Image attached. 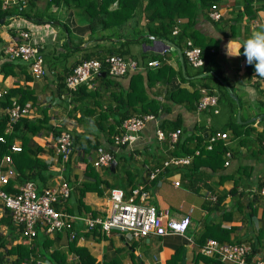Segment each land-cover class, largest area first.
<instances>
[{
    "label": "crops",
    "instance_id": "0c3cea01",
    "mask_svg": "<svg viewBox=\"0 0 264 264\" xmlns=\"http://www.w3.org/2000/svg\"><path fill=\"white\" fill-rule=\"evenodd\" d=\"M263 2L252 0L249 14L243 10L239 0H217L216 6L221 10L219 19L209 18L205 9V12L197 14L191 22V30L188 28L189 31L197 32L208 43L207 50L213 52L214 68L224 78V86L217 77L209 78L205 75L204 64L199 67L185 61L183 64L182 55L180 54L179 59L176 48L179 47L181 53L184 37L179 46L169 40L172 43L169 47L164 39L147 33H139L129 43H123V40H128L124 35L101 37L96 32L89 33L86 22L76 9L61 4L52 5L50 0H36L37 9L43 12L51 8V12L56 13L55 18L40 13V17L36 19L32 16L23 18L15 15L5 24L1 20L0 64L9 59L2 48L8 40L17 36L12 25L19 23L29 31L32 43L39 46L45 66L44 74L33 76L29 73L27 62L21 61L23 67L13 65L14 73H0V90L18 84L27 86L36 97V102L32 103L31 117L40 116V107L47 106L51 129L32 136L42 147L37 156L53 171L46 186L64 181L70 187L84 178L83 169L86 162L91 163L94 147L87 148V144L83 146L81 142L93 143L97 140L99 145L116 151L119 159L115 161L113 169L108 166V170L104 166L94 168L108 181L121 184L125 178V168L130 170L135 183L142 182L145 179V168L158 164L170 153L172 149L167 144L166 134L175 127L181 130L179 140L190 138L187 143L194 141L192 136L205 141L214 130L227 133L225 142L222 139L216 140L221 141L230 151L227 164L212 169L206 164L196 166L191 158L187 164L167 167L158 181L150 182L146 179L149 193L155 191L157 194L150 199L157 210H165L167 216L173 218H180L188 213L189 222L185 230L182 233L140 238H129L114 227L107 233H100L96 229L79 232L76 243L84 245L97 264H113L115 261L119 264H193L194 254L202 243L198 242L199 236L204 224L209 222H218L220 227L227 229L228 241H251L254 255L264 257V193L260 191L261 188L258 190L260 184L261 187L264 185V150L260 144L264 134V79L246 76V58L243 54L239 57L226 55V45L230 40L243 42L253 31L260 30V26L264 25V7L259 6ZM37 9L35 11L38 14ZM41 15L48 17V20L41 18ZM144 20L141 13L139 23L143 24ZM177 22L178 26L185 24L186 17H178ZM109 47L127 49V54L123 56L134 58L141 67L130 69L120 76H108L107 82L105 79H97V94L83 97L74 104H65L64 98L55 97L56 74L64 72L66 67L70 69L73 60L81 57L88 49L99 50V54L104 55ZM60 54L63 56L58 61L56 56ZM154 55L161 60L160 64H166L169 68L162 67L160 73H151L148 80L146 70L154 71L157 66H147L145 62ZM136 72L141 74L145 95L158 102L155 117L165 137L163 140L155 138L154 122L150 120L136 132L131 143L121 147L107 141L105 124L113 122L110 108L117 101L114 94L126 91L131 75ZM200 87L215 94L217 98L214 104L197 109L195 104L200 95ZM222 88L225 91L227 89L231 99L225 97ZM194 90H197V96L193 95ZM73 105L87 107H83L82 113L79 109L72 111V114L68 113ZM100 112L105 115L101 118L103 129L92 121L98 120ZM55 126L69 127L70 132L75 134L72 152L66 160H61L55 152ZM13 142L20 143L18 138ZM10 167L13 165L10 164ZM14 173V169H11L8 178H13ZM117 176L120 178L119 182L114 180ZM173 180H178V184H173ZM230 188L232 191H229ZM106 194L107 189L101 195L95 191H85L82 199L88 210L98 212L108 203ZM212 196L220 197L221 203L218 207L208 208L206 205L214 199ZM252 197L251 207H254V212H250L251 208L245 205L246 199L250 200ZM61 204L64 206V202ZM13 234L15 233L7 231L4 223L0 224L2 239L9 242L4 243V246L0 244V262L4 264L15 258V254L7 253L5 248L21 239L20 235L13 237ZM48 236L53 240L50 249L57 248L65 252L68 241L64 232ZM176 248H181L176 261L166 262ZM65 253L67 260H73L71 251ZM196 264L202 262L198 260Z\"/></svg>",
    "mask_w": 264,
    "mask_h": 264
},
{
    "label": "trees",
    "instance_id": "16d2710c",
    "mask_svg": "<svg viewBox=\"0 0 264 264\" xmlns=\"http://www.w3.org/2000/svg\"><path fill=\"white\" fill-rule=\"evenodd\" d=\"M216 1L217 0H144L143 3V0H50V2H53L55 5L61 4L65 7L76 9L86 22L89 33L96 32L101 37L106 38L116 35H124L128 38V40H123V43H129V41L134 39L133 37H136L139 33H147L148 35L160 39H168L176 46H179V42L181 39H183V37H190L192 41L196 45H199V47L201 48V56L204 60V65L206 66L205 75H207L209 78L217 77L219 82L224 86L226 85L224 78L220 76L219 72L216 70V68H214L215 64L211 55L213 54V52L207 50L209 46L208 43L204 42V39L194 30L189 31L191 30L189 26L191 22H193L197 14L205 12V9H207L210 4L215 3ZM251 1L252 0H239V2L242 4L243 10L249 12V14H251ZM263 1L264 0H262V2ZM25 3L26 4L24 5V7L19 6L15 3H9L6 6L2 7V0H0V19L3 18V21L1 23H7L10 16L12 15H18L23 18L32 16L33 19L40 17L39 14H37L35 11L37 7L36 0H25ZM259 6L264 7V2ZM141 13L145 18L143 24L139 23ZM183 16L186 17L185 24L178 26V31L176 33H172L171 29L173 28V26L175 24L178 25L177 18ZM124 27L131 28L133 32H131L130 34H123L121 32L118 33V30ZM139 40H143V38H139ZM106 52L109 54H121L123 56L127 54L128 50L125 48L115 49L109 47L107 48ZM99 53V50L88 49L85 53L82 54L81 57L75 58L73 60L71 67L82 59L90 57L100 58L101 56H103ZM180 54L182 55L183 64H185V62L187 61L182 54V50ZM153 58L157 57L154 55L151 59ZM21 61L22 60L18 58H9L3 61L0 64V73H2V75L14 73L12 66L17 65L18 67H23ZM160 63L159 66L154 69V71L146 70V77L148 80L151 73H160L162 67L169 68L168 65ZM245 65L246 76H253L255 78L256 76L254 65H248L247 63ZM70 69L66 67L64 72L56 74L57 81L55 83V97H57L58 99L64 98L65 104H74L77 101L79 102V100H81L83 97H86L88 95H96L97 79H105L106 82L108 81L109 75L105 72V67L103 64L101 66V71L103 70L104 74L101 75V73L99 72V74L94 77L93 87H87L85 83H81L75 87L68 88L65 86L64 77L70 71ZM26 77L28 78L29 76L27 75ZM223 92L226 98H230L227 93V89L226 91L223 89ZM197 94V90H194L193 95L197 96ZM114 97L117 101L114 106L110 108L113 113V122L106 124L104 123L107 127V141L110 143H112V136L119 131L120 124L126 117L135 113L152 112L153 114H156V110L158 109L157 100H155L154 98H149L145 95L141 74L139 72L131 75L128 89L122 93L114 94ZM12 98H15L19 103H22L26 100H30L31 103L36 102V97L32 93V91L27 86L22 84L15 85L5 90V92L0 96V107L5 108L9 106ZM137 105L139 106L138 108ZM81 106L82 105H73L69 109L68 113L72 114V111L78 109L80 110V113H82L83 107L87 106ZM39 111L40 116L38 117L19 116L11 123L9 131H5L4 129L6 125L7 115L4 112L0 113V135H3L4 137V140L0 141V159L4 154H9L11 157V164L13 165L15 171L13 178L7 179V182L4 184V189L6 191L16 192L17 188L15 186L17 184H21L26 180L33 181L36 185L37 190H40L46 186L48 180L53 175V171L48 169L46 162L42 158L37 156V153L41 150L42 147L32 138L33 135L44 133L51 129V126L48 123L49 116L47 114V106H41ZM103 116H105L104 113L100 112L98 120H92L95 125L101 129L104 128L103 121L101 120ZM61 127L62 126H55V128L53 129V134L57 135L61 130H64V128ZM70 134L73 143L75 134L73 132H70ZM15 138H18L20 141V150L10 151V145ZM191 138L192 140H194L191 143H187L190 138L186 140L177 139L175 147L170 151L169 154H188L192 153L195 149H198V153L193 155L192 157V162L196 166H198L199 164H206L212 169H216L223 165V155L227 147L221 141H214L211 145V148L208 149L205 147L206 141H203L197 136H192ZM263 139L264 134L262 135V138L260 140L261 147L264 150L262 144ZM85 143L87 144V148H95L99 145V142L97 140L93 143L81 142L80 144L84 146ZM120 146L124 147L126 146V144H121ZM105 148L113 155L115 161H118L119 157L116 151L109 147ZM68 158L69 155L67 159ZM104 167L106 170H108L107 166ZM124 171V181L121 184H116L108 181L106 178L101 176L90 162H86L83 169L84 178L79 182L73 183L72 185L69 184L70 191L68 197L64 201L63 208L69 212L79 213L88 210V206L82 199L85 191H95L98 195H101L104 189L108 190L111 187H118L117 185H119L123 189V191L127 193L131 188L137 186L138 184H141L146 190H148L146 187V176L142 182L135 183L132 180L133 177L131 176L130 170L125 168ZM144 173H146L145 170ZM148 181L155 182L158 181V178H154ZM261 185L262 184L259 185L260 187H258V190H260ZM229 191H232V189L230 188ZM253 198L254 197L250 198V200H247L249 199L247 198L245 203V205L251 208L250 212L255 211L254 207H251ZM220 203L221 198L215 197L212 201H208L206 207H218ZM92 213L94 214L93 211ZM2 223L6 225L8 232L10 231L15 233L13 234V237L20 235L19 230L16 229L15 225L13 224L10 218V214L6 208L0 215V224ZM78 235L79 233L77 232L75 237H73L72 239H67L68 244L65 252L71 251L74 255H76V258L73 260H67L66 253L61 249H50L49 247H51V244L53 242L52 238L42 233L41 231H38L36 235H34L31 239L25 236H21L19 242L10 245L8 248H5L7 253L15 254V258L9 263L5 264H18L19 260L22 258H45L50 260L53 264H97L95 262L94 256L89 253L87 248L84 245H79L76 243ZM207 237H215L221 242H231L228 241L227 229L220 227L218 222H209L207 224H204L198 242H203ZM260 237L261 236H259V239ZM0 239V244L3 246L4 243H9L6 242V239H4L3 241L1 235ZM240 242H247L252 248L251 241ZM180 249L181 248H176L166 262H175ZM0 260H2V255H0ZM198 260L201 261L202 264H223L215 255H203L199 252H196L193 257V264H196ZM113 264L119 263L115 261Z\"/></svg>",
    "mask_w": 264,
    "mask_h": 264
},
{
    "label": "built area",
    "instance_id": "2783aa9c",
    "mask_svg": "<svg viewBox=\"0 0 264 264\" xmlns=\"http://www.w3.org/2000/svg\"><path fill=\"white\" fill-rule=\"evenodd\" d=\"M9 3L24 6L25 0H2V7ZM216 5V2L210 4L206 11L211 19H219L221 16V10ZM12 26L16 30L15 35L17 34V36L8 40L3 46V53L10 59L18 58L27 62L31 75L39 76L44 74L45 69L39 46L32 43L29 31L23 29L19 23H15ZM176 30V27H174L172 32H176ZM182 53L190 65L199 67L204 64L201 48L194 44L190 38L184 40ZM159 63L160 60L157 58L146 61L147 66L153 67L158 66ZM103 64L105 72L110 77L120 76L130 69L141 67L134 58H125L116 53H107L100 58H85L75 63L65 75V86L71 88L85 83L87 87H93L94 77L99 74ZM256 78L260 77L256 76ZM5 90H0V96ZM199 91L200 95L195 104L197 109H202L215 103V94L209 93L204 87H200ZM2 110L7 115L5 131L10 130L11 123L19 116H32L30 100L19 103L15 98H12L10 105L2 108ZM150 120L154 122L155 138L163 140L165 134L159 126L155 114L146 112L135 113L126 117L121 122L119 131L112 136V143L115 145L131 143L136 137V132L145 122ZM180 131L179 127H175L167 132L169 148L173 149ZM218 139H222L225 142L227 133L219 130L210 132L206 137L205 147L211 148L212 143ZM3 140V135H0V141ZM54 144L56 155L61 160H66L73 146L69 127L64 128L55 136ZM262 144L264 148V139ZM20 147V143L12 142L10 151L20 150ZM197 153L198 149L188 154H168L158 164L145 168L146 173L144 175L147 180L158 178L167 167L187 164L193 155ZM229 156L230 151L226 149L223 164L228 163ZM113 158V155L104 146L98 145L94 148L91 164L94 167L108 166ZM10 164V155L4 154L0 159V214L6 208L13 224L19 230L20 236H25L29 239L36 235L38 231L46 235L64 232L67 239H72L77 232L96 229L100 233H107L113 227L126 234L129 238H140L148 235L182 233L189 222L188 213L180 218H173L167 216L165 210H157L149 199V191L141 184L134 186L127 193L121 187L109 188L106 194L108 200L106 207L94 212V214L91 210L80 213L69 212L61 204V202L66 200L70 191V187L64 181L37 190L33 181L26 180L15 186L17 188L16 192L6 191L4 184L9 179L8 172L14 169L10 167ZM5 167L6 169H4ZM172 183L177 185L178 180H173ZM260 191L264 193V185ZM59 203L60 205H57ZM190 210L191 208L188 209V211ZM196 251L203 255H215L223 264H264V257L255 256L250 244L247 242H221L214 237H207L198 245ZM75 258L76 255L73 254L72 259ZM0 264H3V262H0ZM18 264L53 263L45 258H22Z\"/></svg>",
    "mask_w": 264,
    "mask_h": 264
},
{
    "label": "clouds",
    "instance_id": "9594fccd",
    "mask_svg": "<svg viewBox=\"0 0 264 264\" xmlns=\"http://www.w3.org/2000/svg\"><path fill=\"white\" fill-rule=\"evenodd\" d=\"M207 9H206V11H207ZM16 16H18V15H16ZM214 20H217V19H214ZM174 27H176V29H177L176 32H177L179 29L178 25L175 24L173 26V28ZM172 29H171V32H172ZM176 32H172V33H176ZM186 38H190V37H185L184 40ZM184 40H183V46H184ZM166 46L169 47V44H166ZM241 49L243 50V52H241ZM39 50H40V48H39ZM241 54H243V56L246 58V63L248 65H254L255 76H258L260 78H264V25L260 26V30L253 31L251 33V35L249 36V38H247L243 42H234L233 40H230L227 43V45H226V55L227 56L239 57ZM125 58H127V57H125ZM145 64H146V62H145ZM2 112H3V110H2ZM174 147H175V145H174ZM86 211H88V210H86Z\"/></svg>",
    "mask_w": 264,
    "mask_h": 264
},
{
    "label": "rangeland",
    "instance_id": "374dc122",
    "mask_svg": "<svg viewBox=\"0 0 264 264\" xmlns=\"http://www.w3.org/2000/svg\"><path fill=\"white\" fill-rule=\"evenodd\" d=\"M50 3H51L52 5H55L53 2H50ZM37 8H38V7H36V9H37ZM37 10H38V9H37ZM41 11H42L41 9L38 10V14L41 13V14L44 15V16L47 15V16H49V18H50V17H54V18L57 17V16L55 15L56 13H55L54 11L51 12V11H52L51 8H48L47 10L45 9L43 12H41ZM42 15H41V16H42ZM42 18L48 20V17H43V16H42ZM55 26H56V25H55ZM57 28L62 29L61 26H57ZM119 32H121V33H123V34H124V33H126V34L129 33V34H130V33L133 32V31H132L131 28H129V27H124V28H122V29L120 28V29L118 30V33H119ZM62 56H63L62 54L57 55V56H56V59L59 61V60L61 59ZM114 180H115L116 182H119L120 178L117 176V177L114 178ZM155 196H157V194H155V191H151V192L149 193V199H151V198L153 199ZM154 205H155V204H154ZM155 206H156V205H155ZM122 233H123V232H122Z\"/></svg>",
    "mask_w": 264,
    "mask_h": 264
},
{
    "label": "water",
    "instance_id": "95a60500",
    "mask_svg": "<svg viewBox=\"0 0 264 264\" xmlns=\"http://www.w3.org/2000/svg\"><path fill=\"white\" fill-rule=\"evenodd\" d=\"M1 20H3V18L0 19V22H1ZM163 41L165 42V44H171V45H172V43H171L169 40H167V39H164ZM176 50L178 51V54L180 55V51H179V49L176 48ZM179 59H181V55L179 56ZM100 73H101V74H104V71H100ZM232 96H233V95H232ZM253 118H255V117H253ZM253 118H252V119H253ZM114 165H115V159L113 158V159H111V161L109 162V164H108V168H109V169H113Z\"/></svg>",
    "mask_w": 264,
    "mask_h": 264
}]
</instances>
